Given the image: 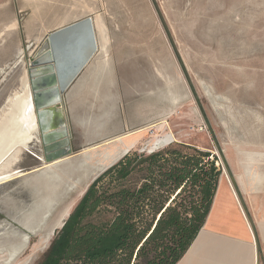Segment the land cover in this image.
<instances>
[{"label": "rangeland", "instance_id": "1", "mask_svg": "<svg viewBox=\"0 0 264 264\" xmlns=\"http://www.w3.org/2000/svg\"><path fill=\"white\" fill-rule=\"evenodd\" d=\"M87 16L99 49L64 97L74 155L0 186V211L28 231L0 219V246L31 233L23 218L49 199L36 234L9 264L39 263L103 172L87 162L96 152H83L106 150L115 137L134 142L126 155L177 147L191 154L184 146H195L231 182L264 178V0H0V111L43 38ZM29 149L10 170L28 166ZM8 256L9 248L0 264Z\"/></svg>", "mask_w": 264, "mask_h": 264}, {"label": "trees", "instance_id": "2", "mask_svg": "<svg viewBox=\"0 0 264 264\" xmlns=\"http://www.w3.org/2000/svg\"><path fill=\"white\" fill-rule=\"evenodd\" d=\"M133 152L102 172L38 264H178L205 227L220 182L195 146Z\"/></svg>", "mask_w": 264, "mask_h": 264}, {"label": "water", "instance_id": "3", "mask_svg": "<svg viewBox=\"0 0 264 264\" xmlns=\"http://www.w3.org/2000/svg\"><path fill=\"white\" fill-rule=\"evenodd\" d=\"M98 49L95 22L87 16L47 34L30 55L27 76L31 88V111L37 120L35 138L41 141L44 157L40 168L20 170L16 180L33 178L45 166L74 155L71 129L64 117V97L95 58ZM122 157L103 168V172ZM12 222L20 228L14 220ZM29 234L30 238L34 235Z\"/></svg>", "mask_w": 264, "mask_h": 264}, {"label": "crops", "instance_id": "4", "mask_svg": "<svg viewBox=\"0 0 264 264\" xmlns=\"http://www.w3.org/2000/svg\"><path fill=\"white\" fill-rule=\"evenodd\" d=\"M220 178L205 227L178 264H264V204H258L261 198L264 202V178L252 185L251 177H241V182ZM240 196L250 206L254 223Z\"/></svg>", "mask_w": 264, "mask_h": 264}, {"label": "bare ground", "instance_id": "5", "mask_svg": "<svg viewBox=\"0 0 264 264\" xmlns=\"http://www.w3.org/2000/svg\"><path fill=\"white\" fill-rule=\"evenodd\" d=\"M20 88V90L8 97L5 105L0 111V186H3L4 183L16 179V177L19 176L18 170L10 169L17 161H19L18 156L19 153L22 152L21 150L29 148L30 143L33 142L37 136L35 126L37 120L31 111V88L29 86L28 76H25L22 79ZM127 137L129 136L113 138V140H110V143L113 144H111L112 147L110 146L106 148V150L99 151L100 148L97 146L92 148L89 147L91 149H87L83 152H96L95 156H92L87 160L88 163L89 161L91 163V161L95 160V163L92 162L90 164V166L93 165L91 166L93 169L92 173L96 174L98 170H103V168L114 163V161L119 159L122 155L129 152L134 142L132 140H125ZM84 161L82 159L79 164H84ZM226 179L228 180V178ZM41 199L42 200H40L39 203H36L31 215L29 214L27 218H23L24 221L27 222L28 229H31V233L35 234L37 232V230L35 231L36 225L43 216L44 209L49 205V199L45 195H43ZM29 235L30 234H26L20 240L12 241L5 246H0V255L4 253L5 249L9 248V256L7 258L5 257V264L14 261L15 258L27 248L26 246L30 243Z\"/></svg>", "mask_w": 264, "mask_h": 264}, {"label": "flooded vegetation", "instance_id": "6", "mask_svg": "<svg viewBox=\"0 0 264 264\" xmlns=\"http://www.w3.org/2000/svg\"><path fill=\"white\" fill-rule=\"evenodd\" d=\"M34 148L36 149V151H33ZM27 153L29 154V162H28V166H24L23 168H20L18 171H25L26 169H32L36 164H42L43 165V157H44V151H42V144L41 141H39L38 139L35 138V140L33 142L30 143V149L27 151ZM41 165V166H42ZM16 180V179H15ZM14 180L8 181V182H13ZM7 182V183H8ZM0 219L3 220H9V222H11L13 219H11L9 217V215L4 214L0 211ZM4 225V224H3ZM8 226V225H7ZM37 226V225H36ZM21 228V227H20ZM22 229V228H21ZM36 229V228H35ZM24 230V229H22ZM26 231V230H24ZM28 232V231H26ZM33 236V235H32Z\"/></svg>", "mask_w": 264, "mask_h": 264}]
</instances>
